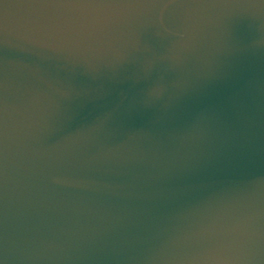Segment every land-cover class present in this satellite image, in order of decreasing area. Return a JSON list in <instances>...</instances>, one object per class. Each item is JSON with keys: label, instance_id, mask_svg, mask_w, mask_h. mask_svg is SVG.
I'll use <instances>...</instances> for the list:
<instances>
[{"label": "water", "instance_id": "95a60500", "mask_svg": "<svg viewBox=\"0 0 264 264\" xmlns=\"http://www.w3.org/2000/svg\"><path fill=\"white\" fill-rule=\"evenodd\" d=\"M0 264H264V0H0Z\"/></svg>", "mask_w": 264, "mask_h": 264}]
</instances>
